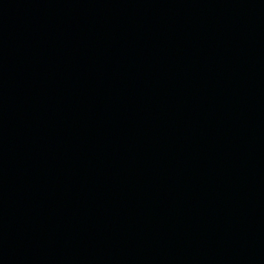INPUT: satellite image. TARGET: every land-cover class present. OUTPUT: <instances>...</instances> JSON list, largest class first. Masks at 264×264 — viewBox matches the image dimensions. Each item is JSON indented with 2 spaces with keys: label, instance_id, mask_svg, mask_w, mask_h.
I'll use <instances>...</instances> for the list:
<instances>
[{
  "label": "water",
  "instance_id": "1",
  "mask_svg": "<svg viewBox=\"0 0 264 264\" xmlns=\"http://www.w3.org/2000/svg\"><path fill=\"white\" fill-rule=\"evenodd\" d=\"M0 264H264V0H0Z\"/></svg>",
  "mask_w": 264,
  "mask_h": 264
}]
</instances>
